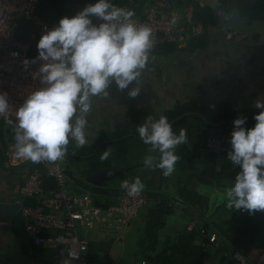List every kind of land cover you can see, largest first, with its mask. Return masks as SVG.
<instances>
[{
	"label": "crops",
	"instance_id": "1",
	"mask_svg": "<svg viewBox=\"0 0 264 264\" xmlns=\"http://www.w3.org/2000/svg\"><path fill=\"white\" fill-rule=\"evenodd\" d=\"M192 1L198 13L207 11L214 21L202 43L183 49L169 45L167 52H152L140 77V94L132 98L127 90L111 85L107 98L93 101L86 128L89 142L79 148L70 142L64 159L54 161L77 173L74 191L92 192L104 203L114 201L123 180L138 176L150 198L179 196L187 208L145 206L127 228L86 232L87 264H140L141 260L153 264L160 256L167 262L193 264L189 255L196 264H234L223 255L232 250L255 263L264 258V211L249 214L227 207L226 189L238 168L226 159L227 152L218 156L204 147L207 135L232 124L237 115H246L249 127L255 123L253 114L259 109L254 101L264 99V24L240 30L237 38L228 37L231 30L225 26L237 19L247 25L264 20V0ZM134 11L140 13L139 8ZM148 115L167 116L177 134L181 128L187 130L186 142L176 147L180 159L169 176L143 166L146 154L159 155L150 152L151 146L135 131ZM13 135V125L0 120V264H77L64 253L57 256L53 249L33 245L24 231L21 209L33 202L21 197L19 187L37 164L21 159L16 167L5 166ZM105 148H111V155L101 160ZM44 186L52 188V181L45 178ZM189 223L191 230L186 228ZM155 224L161 226L149 231ZM201 231L216 232L217 242L202 245ZM190 235L194 243L187 241ZM118 238L122 248L114 262L111 250Z\"/></svg>",
	"mask_w": 264,
	"mask_h": 264
},
{
	"label": "clouds",
	"instance_id": "2",
	"mask_svg": "<svg viewBox=\"0 0 264 264\" xmlns=\"http://www.w3.org/2000/svg\"><path fill=\"white\" fill-rule=\"evenodd\" d=\"M135 11L117 6L114 0H93L74 15L63 16L51 28L45 27L37 41V56L25 57L27 70L38 61L39 84L15 110L13 125L15 155L32 162L63 160L70 142L83 147L89 142L86 132L88 114L97 97L107 98L115 85L135 98L140 92V77L154 46L153 30L138 24ZM95 17L99 23L93 20ZM176 17L171 23H176ZM18 56V52H13ZM129 85H133L129 87ZM255 123L247 126L248 117L237 115L230 134L226 159L238 168L234 182L226 189L227 207L253 214L264 211V99L257 98ZM10 97L0 91V115L8 112ZM135 131L150 152L143 166L160 169L171 175L180 159L176 147L187 140V130L177 134L165 115H148ZM105 148L100 159L111 155ZM121 187L129 196L145 187L140 177L125 179Z\"/></svg>",
	"mask_w": 264,
	"mask_h": 264
},
{
	"label": "built area",
	"instance_id": "3",
	"mask_svg": "<svg viewBox=\"0 0 264 264\" xmlns=\"http://www.w3.org/2000/svg\"><path fill=\"white\" fill-rule=\"evenodd\" d=\"M41 3L42 0H0V91H7L10 97V108L0 115V120L15 121L16 108L40 86V62L30 64L25 70L21 61L25 57H36V44L45 27L51 28L66 16L63 13H44ZM116 4L125 9H140L133 19L152 28L153 48L163 45L187 48L191 41L204 37L209 31L208 27L195 20L198 6L192 0H123ZM173 17L177 18L174 24L171 23ZM93 20L100 22L95 17ZM226 35L237 38L241 31L232 30ZM13 52L19 55L13 56ZM222 127L220 133L207 135L204 141L205 149L218 156L230 148L233 125L224 124ZM14 145L13 135L5 152V166L8 168L22 162L15 155ZM35 163L37 168L19 187L21 197L33 202L21 209L24 231L33 245L64 253L77 264L88 263L89 240L86 232L127 226L145 206L160 204L165 208H187L179 196L150 198L143 191L129 196L122 187L114 193L113 202L104 203L92 192L72 189L78 179L76 172L53 161ZM45 178L52 181V188H45ZM186 228L191 230L193 224L189 223ZM201 241L202 245L215 244L217 233L201 231ZM223 255L234 264H264V258L255 263L238 250L225 251ZM140 264H146L145 260H141Z\"/></svg>",
	"mask_w": 264,
	"mask_h": 264
},
{
	"label": "trees",
	"instance_id": "4",
	"mask_svg": "<svg viewBox=\"0 0 264 264\" xmlns=\"http://www.w3.org/2000/svg\"><path fill=\"white\" fill-rule=\"evenodd\" d=\"M203 15V16H202ZM202 16V17H201ZM212 18L213 17H211V15L207 12V11H200L199 10V13L198 12H196V14H195V20L197 21V22H200L204 27H207L208 26V24H214V21L212 20ZM201 40H202V38H200V39H196V40H193V41H191L190 42V44H189V46L188 47H193V46H195V42H197L198 41V44H200V42H201ZM202 43V42H201ZM167 46H169V45H163V46H159V47H155V48H152L151 50H150V55L152 54V52H156V53H164V52H167L169 49L167 48ZM162 206V205H161ZM164 209H169V208H165L164 206H162ZM161 226V224H155V227L153 228V229H149V231H154V229H157L158 227H160ZM153 234V233H152ZM152 234H150V236L152 235ZM154 236V235H153ZM153 236H151L150 238H152ZM187 239V241H192L193 243H194V241H195V238L192 236V235H190L188 238H186ZM89 251V250H88ZM190 257L188 258V261H189V263H191L192 261H193V264H196V259H195V257L192 255H189ZM88 262H89V255H88ZM158 262H160L161 264H176V263H173V262H171V261H169L168 260V262L167 261H165L164 260V257L162 256H160V257H156L154 260H153V264H156V263H158ZM185 263H187V262H185ZM184 263V264H185Z\"/></svg>",
	"mask_w": 264,
	"mask_h": 264
},
{
	"label": "rangeland",
	"instance_id": "5",
	"mask_svg": "<svg viewBox=\"0 0 264 264\" xmlns=\"http://www.w3.org/2000/svg\"><path fill=\"white\" fill-rule=\"evenodd\" d=\"M48 1L49 2L53 1V2L50 3L51 5H47L48 4L47 1L42 0L41 11H43L44 13H53V12L54 13H63L65 15H69L73 12H76L77 10L82 9L87 3L93 2V0H48ZM121 1H123V0H114L115 3H118ZM222 126L219 128V131L217 133H220V131L223 130ZM143 192L146 193L145 191H143ZM127 226H121V227L127 228Z\"/></svg>",
	"mask_w": 264,
	"mask_h": 264
},
{
	"label": "water",
	"instance_id": "6",
	"mask_svg": "<svg viewBox=\"0 0 264 264\" xmlns=\"http://www.w3.org/2000/svg\"><path fill=\"white\" fill-rule=\"evenodd\" d=\"M262 24H264V20H257V21H252L250 25L241 23L240 19H237L234 24L230 25V26H225L226 30H244V31H251L254 30L256 28H258L259 26H261ZM121 238H118L114 241V244L112 246V250H111V258L112 260L115 262L118 257L119 254L121 252ZM61 253L57 252V256H59Z\"/></svg>",
	"mask_w": 264,
	"mask_h": 264
}]
</instances>
